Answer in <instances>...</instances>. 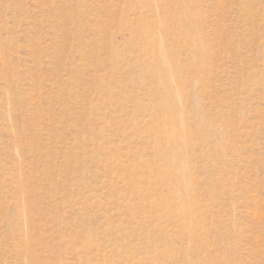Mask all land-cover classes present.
Instances as JSON below:
<instances>
[{"label":"rangeland","instance_id":"1","mask_svg":"<svg viewBox=\"0 0 264 264\" xmlns=\"http://www.w3.org/2000/svg\"><path fill=\"white\" fill-rule=\"evenodd\" d=\"M0 264H264V0H0Z\"/></svg>","mask_w":264,"mask_h":264}]
</instances>
